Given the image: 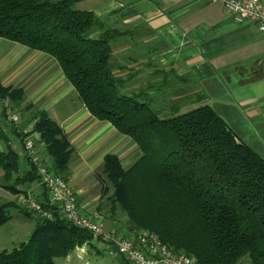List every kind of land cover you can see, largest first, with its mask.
<instances>
[{"label": "trees", "instance_id": "trees-1", "mask_svg": "<svg viewBox=\"0 0 264 264\" xmlns=\"http://www.w3.org/2000/svg\"><path fill=\"white\" fill-rule=\"evenodd\" d=\"M79 1L0 0V39L52 58L87 112L141 152L127 169L115 155L104 157L103 173L113 187L110 210L125 215L129 233L155 234L173 253H184L196 264H264V160L237 141L208 106L160 118L140 93H122L123 81L112 70L113 34L93 13L75 9ZM23 98L20 89L0 82L1 102L15 108ZM7 110L2 106L0 125L8 126L22 145L37 134L49 169L67 183L73 150L61 128L38 113L24 135L7 120ZM26 158L29 169L19 175L20 155L10 147L0 153L2 187L12 195L24 193L25 183L40 181ZM44 192L38 203L51 213L49 219L10 203L0 205V226L11 219V207L34 222L26 242L0 251V264H55L94 240L106 244L62 218Z\"/></svg>", "mask_w": 264, "mask_h": 264}, {"label": "crops", "instance_id": "crops-1", "mask_svg": "<svg viewBox=\"0 0 264 264\" xmlns=\"http://www.w3.org/2000/svg\"><path fill=\"white\" fill-rule=\"evenodd\" d=\"M75 9L93 13L112 32V70L123 81L122 93L154 99L165 115L208 106L237 141L264 160V35L253 26L235 24L220 4L203 0H80ZM0 82L23 92V102L15 107L21 119L15 123L18 132L31 131L41 113L69 140L73 153L68 183L79 209L105 234L129 235L123 216L113 214L105 191L94 180L99 170L103 172L106 155H115L123 169L129 168L141 156L136 145L110 124L94 119L56 62L43 53L0 41ZM2 106L7 108L8 101H0V113ZM10 114L7 110L8 121ZM0 126L5 134L0 142L20 155L22 175L29 169L28 155L10 128ZM30 136L35 154L50 167L38 135ZM3 184L0 170V205L15 201L18 206L19 197L44 199L40 181L25 183L20 187L24 193L15 197ZM83 246L76 248L78 261L86 254L107 253V244L96 240ZM71 254L55 264H78L72 263Z\"/></svg>", "mask_w": 264, "mask_h": 264}, {"label": "built area", "instance_id": "built-area-1", "mask_svg": "<svg viewBox=\"0 0 264 264\" xmlns=\"http://www.w3.org/2000/svg\"><path fill=\"white\" fill-rule=\"evenodd\" d=\"M203 1L220 4L235 24H249L259 34L264 35V0ZM9 119L12 123L18 121V117L15 115L10 116ZM23 134L25 135L26 132ZM23 147L31 164L36 168L40 184L47 192L50 206L57 207L60 215L67 222L89 232L94 238L101 237L106 242L107 249H113L129 264H196L190 256L173 253L168 247L161 244L157 236L147 231H136L129 236L105 234L99 225L80 213L75 195L68 184L60 176L54 175L35 154V141L32 137L27 136L24 139ZM21 201H23L20 204L22 209L39 217L47 219L51 217V213L43 210L39 203L29 199Z\"/></svg>", "mask_w": 264, "mask_h": 264}, {"label": "rangeland", "instance_id": "rangeland-1", "mask_svg": "<svg viewBox=\"0 0 264 264\" xmlns=\"http://www.w3.org/2000/svg\"><path fill=\"white\" fill-rule=\"evenodd\" d=\"M0 41L2 43L6 42V44H9V45L12 46L11 42L8 43V41L2 40V39H0ZM145 101H147V100H145ZM147 102L150 105L151 109L160 118L168 117V116H170L172 114H175V113H171V114H168V115L163 114V111L159 107V103L156 102L154 99L153 100H148ZM198 107H200V106H197V108ZM7 109L11 112L10 115H15V108H13L10 105V103H8ZM18 110L21 111L20 109H18ZM191 110L192 109H190V111ZM170 111H172V109H170ZM20 120L21 119L19 118V120L16 122V124H19ZM22 120L24 121V119H22ZM13 124L15 126V123H13ZM118 135H120V134H118ZM28 136H30V135H28ZM0 146H2V149H1L2 151H6L5 150V145H4L3 142H0ZM100 172L102 173L101 175H100ZM97 174H99V178H98V180L95 179L94 181L96 183H98V186H100V185L102 186L103 191H105V192H103V194L106 195L105 196L106 197V199H105L106 201L105 202L110 204L109 200H110V197H111V195L113 193V187L110 184V182L107 180L105 174L101 170H99V172ZM68 176H69V174H68ZM61 179H62V177H61ZM66 184H68V186L73 191V193L75 195V198H76V202L78 204L77 196H76V194L74 192V189L69 185L68 180H67ZM11 196L15 197V195H12V194H11ZM12 199H13V197H12ZM19 199H20V202H18L17 205L20 208H22L20 204H21V202H23V201H21V200H23V197H19ZM10 204H13L15 206V201L10 202ZM79 211H80V213L82 215H84V216L88 217L89 219H91L88 215L84 214L80 209H79ZM116 211H117V213H113L115 216L121 215V216H123V222H128L126 220L125 215L123 213H121L119 210H116ZM9 213L11 215V220H9L6 224L0 226V251H3V250L11 251L12 249L17 248L21 243L26 242L27 239L29 238V236H30V234L32 232L33 226H34L33 222L31 220L25 219L22 216L21 213H19L17 210H15V207L12 208V209L10 208L9 209ZM140 230L141 231H145V230H142V229H139L137 231H140ZM131 234H133V233H130L129 235H131ZM129 235H127V236H129ZM153 235H155V234H153ZM83 247L84 246L80 247L79 250L82 249ZM106 252H107L106 254L103 253V254H101L99 256H96L95 254L94 255L86 254V255H83L82 259L78 261V260H76V256H77L78 252L75 249L72 252V254H71V258H72L71 260H72V263H75V261H77L78 264H84V263H89V264H121L120 261H119V258H118L119 255L117 256L116 252H114L113 249H110V250L107 249ZM109 252H111L112 254H109ZM244 263L248 264L247 262H244ZM57 264H62V263H61V261H58Z\"/></svg>", "mask_w": 264, "mask_h": 264}]
</instances>
